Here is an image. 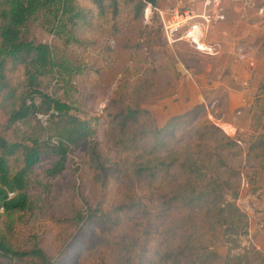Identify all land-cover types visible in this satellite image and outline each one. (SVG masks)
Instances as JSON below:
<instances>
[{
	"label": "rangeland",
	"instance_id": "obj_1",
	"mask_svg": "<svg viewBox=\"0 0 264 264\" xmlns=\"http://www.w3.org/2000/svg\"><path fill=\"white\" fill-rule=\"evenodd\" d=\"M78 1L88 12L75 28L80 41L66 45L33 21L16 48L49 43L58 57L81 66L71 83L51 74L30 86L23 65L5 57L7 50L0 46V60H7L0 136L26 143L50 136L43 113L8 125L21 95L28 104L49 98L94 130L70 152L66 169L52 182L44 171L56 157L43 156L31 181V210L0 213V228L16 247L37 243L55 258L54 264H170L166 254L180 244L173 226L191 224L219 252L211 264H221L227 244L215 219L204 210L165 204L163 195L178 185L177 174L136 172L164 150L161 146L152 153L155 128L180 114L185 118L175 129L172 147L182 146L184 159L189 154L201 158L199 149L222 155L228 197L237 192L236 203L247 215L245 245L257 250L252 264H264V144L256 145L264 140V13L258 11L264 0H251L249 6L226 3L227 19L214 24L206 37L218 45L216 55L186 40L168 43L157 12L146 20L148 4L139 11L140 0H117L116 13L113 5L100 12L91 0ZM180 2L159 0L156 5L170 9ZM235 57L249 66L248 72L233 67ZM9 91L13 95L7 96ZM210 125L219 128L218 137L200 131ZM222 135L233 143L221 148ZM91 213L96 214L89 219ZM0 264L26 263L7 258Z\"/></svg>",
	"mask_w": 264,
	"mask_h": 264
},
{
	"label": "trees",
	"instance_id": "obj_2",
	"mask_svg": "<svg viewBox=\"0 0 264 264\" xmlns=\"http://www.w3.org/2000/svg\"><path fill=\"white\" fill-rule=\"evenodd\" d=\"M91 1L100 12L112 5L114 13L117 11V0ZM158 2L140 0L137 8L142 11L146 4L156 5ZM87 17L88 12L78 0H0V46L7 50L5 57L15 64L23 65L30 86L38 84L39 77L51 74L64 83H71L72 78L82 71L81 66L58 57L49 43L40 42L21 51L16 48L20 45L24 30L33 21H40L49 33L63 40L66 45L78 42L80 40L75 35V28ZM5 57L0 60V94L7 87ZM7 93V96L13 95L11 91ZM18 100L19 105L10 110L8 125L11 127L43 113L48 115V125L44 128L50 136L46 140L30 138V143L10 141L0 136V213L6 214L31 210V181L44 155L56 157L54 163L44 171L46 179L52 182L66 169L70 152L94 135V130L83 120L55 106L49 98H43L40 104H28L27 97L22 95ZM184 118V115H174L161 128H155L152 153L161 146L164 150L154 153V157L148 163L141 164L136 172L152 176L158 172L173 171L177 174L179 183L171 193L163 195L165 204L204 210L205 215L215 219L214 223L222 229L227 244V253L221 264H252L256 260L257 250L245 245L249 236L247 215L236 203L237 192L232 194L233 198L228 197L230 184L221 174V169L226 167L222 155L217 151L213 156L208 150L199 149L198 154L202 155L198 156L201 158L189 154L184 159L182 146L172 147L175 129ZM38 122L41 121L38 119ZM200 131L217 136L219 128L210 125ZM222 136L224 140L220 143L221 148L233 143L230 137ZM259 144H264V140L258 139L256 145ZM93 150L97 153L96 144ZM95 214L91 213L88 218H93ZM105 214L101 213L102 217ZM77 217L83 219L80 214ZM10 229L8 227L9 233ZM173 230L175 235L180 236V244L166 254L170 264H211L220 258L219 252L210 245L211 241L197 227L182 223L174 225ZM7 258L25 261L26 264L55 262V258L37 243L26 249L16 247L0 228V259Z\"/></svg>",
	"mask_w": 264,
	"mask_h": 264
},
{
	"label": "built area",
	"instance_id": "obj_3",
	"mask_svg": "<svg viewBox=\"0 0 264 264\" xmlns=\"http://www.w3.org/2000/svg\"><path fill=\"white\" fill-rule=\"evenodd\" d=\"M227 2L228 5L241 3L245 6L252 3L251 0H181L170 9H162L148 3L145 18L149 21L155 10L168 43L186 40L195 49L208 55H216L219 53L218 45L208 42L206 37L214 24L227 19L225 12ZM258 11L263 14L264 5ZM238 55L240 59H245L244 53L239 52Z\"/></svg>",
	"mask_w": 264,
	"mask_h": 264
},
{
	"label": "crops",
	"instance_id": "obj_4",
	"mask_svg": "<svg viewBox=\"0 0 264 264\" xmlns=\"http://www.w3.org/2000/svg\"><path fill=\"white\" fill-rule=\"evenodd\" d=\"M255 29H257L258 28V25L257 24H255ZM258 39H262V34H260V35H258ZM233 67H235V68H237V67H239V68H241L243 71H246V72H248V70L246 69V67L247 68H249V66L248 65H246V67L244 66V64H242V62H239V61H237V59H236V57H235V59L233 60ZM247 102V100H242L241 101V103H246ZM248 104V103H247ZM231 126H232V124H230ZM235 131H236V128H234V133H235Z\"/></svg>",
	"mask_w": 264,
	"mask_h": 264
}]
</instances>
